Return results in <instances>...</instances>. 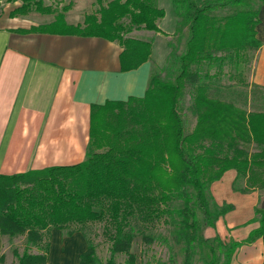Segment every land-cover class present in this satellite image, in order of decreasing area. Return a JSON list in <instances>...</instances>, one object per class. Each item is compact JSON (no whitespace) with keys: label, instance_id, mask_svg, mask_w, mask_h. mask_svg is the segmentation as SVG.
Returning <instances> with one entry per match:
<instances>
[{"label":"trees","instance_id":"1","mask_svg":"<svg viewBox=\"0 0 264 264\" xmlns=\"http://www.w3.org/2000/svg\"><path fill=\"white\" fill-rule=\"evenodd\" d=\"M6 1L19 2L10 11L12 17L31 10L51 12L42 0ZM95 1L98 9L84 16L83 25L66 24L57 14L48 24L21 31L43 32L62 25L68 33L116 41L122 47V71L147 61L151 42L127 35L134 30L160 33L158 22L164 10L157 0ZM262 3L172 0L178 21L176 43L165 67L169 75L161 78L152 73L142 97L92 105L84 160L0 174V235H24L26 240L14 264H46L51 229L96 221L104 222L109 257L104 263L98 261L87 241L78 264H134L129 249L136 223L141 233V226L175 221V238L186 247L195 243L202 264H230L241 245L257 238L264 242L261 207L255 209L257 227L242 240L224 242L216 235H203L232 208L214 203L210 210L208 205L210 184L225 171L233 169L235 180L245 181L243 192L264 188V111H246L208 93L212 80L245 69L246 52L259 47L255 25ZM188 88L193 89L195 113L189 131L180 110ZM250 143L258 149L251 154L243 147ZM155 238L163 239L152 234L147 242ZM118 254L127 258L115 262Z\"/></svg>","mask_w":264,"mask_h":264},{"label":"crops","instance_id":"2","mask_svg":"<svg viewBox=\"0 0 264 264\" xmlns=\"http://www.w3.org/2000/svg\"><path fill=\"white\" fill-rule=\"evenodd\" d=\"M13 4L17 5L12 9L19 5ZM157 4L164 10L158 22L160 33L134 30L139 34L131 36L151 42L149 59L125 71L120 68L122 47L116 41L57 29L22 32L53 20L33 22L26 19V14L12 17V9L6 13L0 10V174L69 165L85 159L90 107L108 100L142 97L154 60L166 59L172 52L170 41L178 18L172 0H157ZM64 21L77 25L65 18ZM255 37L260 45L251 51V79L264 86V3L258 9ZM162 38L168 39L167 45ZM235 179V171L229 169L209 187L217 205L232 206L215 222L224 242L242 240L258 225L253 218L257 194L234 188ZM225 190L230 192L224 195ZM239 200L247 211L236 217ZM262 262L264 242L257 238L238 247L230 264Z\"/></svg>","mask_w":264,"mask_h":264},{"label":"rangeland","instance_id":"3","mask_svg":"<svg viewBox=\"0 0 264 264\" xmlns=\"http://www.w3.org/2000/svg\"><path fill=\"white\" fill-rule=\"evenodd\" d=\"M45 6H49L50 13H39L31 10L26 13V19L36 22H48L54 20L57 14H62L70 23H76L83 25L84 16L95 12L98 9V4L95 0H42ZM109 0H102V4H106ZM258 2V1H254ZM19 4V2H18ZM15 5L8 3L5 0H0V10L7 12L11 10ZM255 6V5H254ZM178 20V19H177ZM177 25V24H176ZM62 25H57L52 29L61 30ZM135 31H132L127 36H138ZM145 32V30H143ZM185 32V31H184ZM141 34V33H140ZM151 34V33H149ZM185 35V33H184ZM150 36V35H149ZM177 36H173L170 42L176 43ZM164 43L168 42V39H161ZM183 40L178 43L180 50L183 49ZM247 61L245 69H238L234 72L230 71L231 77H227L228 73L219 75L217 80H212L211 88L208 93L211 97H216L225 102L232 103L239 108L246 111H264V86L254 84L251 79L253 55L246 52ZM162 57L156 58L153 64L152 73L159 75L161 78L167 77L169 73L166 71V62L168 58ZM226 71V70H225ZM213 72V70H212ZM193 89L188 88L184 90V93L180 99V110L184 116V126L187 131L194 124L195 113L192 107V94ZM246 148L249 154L257 151L256 145L250 143ZM245 181L242 178H238L234 181V188L240 189L243 192ZM257 194L256 204L254 209V219H257L255 215V209L261 207V202L264 200V188L257 187L255 189L247 190L245 192ZM229 190L224 191V195L229 193ZM214 200L208 197V205L210 210L214 208ZM241 200L237 202L236 211L237 216L246 213L247 207ZM226 203H223L224 205ZM220 205V206H222ZM219 206V205H218ZM250 209V208H249ZM227 213V212H226ZM225 214V213H224ZM220 217V216H219ZM252 218V220H253ZM216 222V221H215ZM258 223V222H257ZM133 225L135 223H132ZM104 222H88L83 226L72 224L68 225L65 229L57 230L51 229L49 232V249L47 253L46 264H78L80 254L86 249L87 241H90L94 246V255L98 261L105 262L109 257V240L103 229ZM136 231L132 239L129 254L133 256L134 264H202L199 259V249L195 243L191 246H185L186 244L181 239L175 238V230L178 226L175 221L170 222L169 225L164 223H157L154 225L141 226L143 232L139 233V224H135ZM216 226L205 228L203 235L205 237H214L218 233ZM217 225V229H218ZM80 229V231L73 232L70 236L67 233ZM152 234L161 235L163 239L155 238L153 241L147 242V238ZM219 237V235H218ZM236 237V236H235ZM26 245L24 235H0V264H14L16 263V256L21 255ZM32 253H36L35 248H31ZM127 258L124 254H118L114 258L115 262L122 263ZM232 261V258H231ZM230 261V262H231Z\"/></svg>","mask_w":264,"mask_h":264},{"label":"water","instance_id":"4","mask_svg":"<svg viewBox=\"0 0 264 264\" xmlns=\"http://www.w3.org/2000/svg\"><path fill=\"white\" fill-rule=\"evenodd\" d=\"M261 208L264 209V200L261 202Z\"/></svg>","mask_w":264,"mask_h":264}]
</instances>
